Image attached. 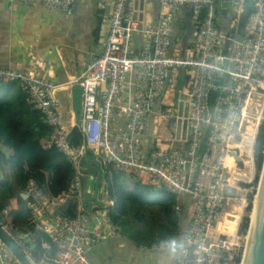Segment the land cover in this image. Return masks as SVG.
I'll return each mask as SVG.
<instances>
[{"label":"built area","instance_id":"1","mask_svg":"<svg viewBox=\"0 0 264 264\" xmlns=\"http://www.w3.org/2000/svg\"><path fill=\"white\" fill-rule=\"evenodd\" d=\"M12 1L39 3L68 14L74 0ZM153 1L160 6L155 24L149 19L148 3ZM249 1L252 7L239 32ZM106 2L102 0L99 7L104 8ZM222 2L113 0L102 51L71 85L83 91L81 124L74 128L82 137L80 145L71 142L72 130L63 121L56 97L65 88L33 69H0V85L18 84L30 109L49 127L43 144L55 147L70 163L72 178L66 196L80 200L77 215L62 218L48 210L49 198L33 182L28 183L24 193L30 211L27 221L47 235L50 244L43 248L50 249V255L33 256V234L26 228H13L12 209L0 212V228L32 264H92L87 248L121 236L120 226L109 215L112 202L106 200L105 190L101 193L104 201H99L102 208L92 202L89 210L84 209L82 171L87 149L101 167L112 166L141 185L188 198L190 221L177 247L176 264H235L240 260L239 219L222 231L219 225L230 195L241 183L254 180L253 145L264 120V0H231L229 28L218 30ZM183 8L192 10L193 41L181 59L172 49V37L175 16ZM179 71L188 76L184 88H178L175 81ZM129 73L134 74L130 83ZM223 78L226 82H220ZM211 91L215 92L212 105L208 103ZM156 102L161 107L157 133L148 129ZM179 212L176 206L175 213ZM43 218L51 223L46 230L38 226ZM169 243L142 249L158 250ZM0 264H21L1 238Z\"/></svg>","mask_w":264,"mask_h":264},{"label":"crops","instance_id":"2","mask_svg":"<svg viewBox=\"0 0 264 264\" xmlns=\"http://www.w3.org/2000/svg\"><path fill=\"white\" fill-rule=\"evenodd\" d=\"M101 1L74 0L71 12L65 14L48 10L39 3L27 5L18 1L0 0V69L12 71L33 69L38 75L52 80L61 88H70L75 81L82 77L93 56L102 51L113 0H107L104 8L99 7ZM216 1L220 2V0ZM148 7L149 19L154 23V12L156 9L158 12V4L149 2ZM228 16L222 17L220 12L218 24L223 29L229 28ZM175 22L178 32L176 35L173 34L175 39L172 40V49L179 58L185 57L192 47L193 33L186 42V46L183 47L181 41L185 36L187 26L186 16L182 10L176 14ZM138 45L139 38L136 36L135 51H137ZM133 78V73L127 74L129 83L133 81ZM175 81L178 88H184L188 82V76L184 71H179L175 75ZM18 87L11 86L4 91V94L9 101L14 102L15 109L18 106L20 109H24V103L25 106H28V102L24 96L21 97L22 91ZM19 97L21 100L18 99ZM56 97L65 125L69 130H74L76 124L74 115L70 107L68 108L66 105L65 95L58 91ZM172 97L174 98V94L171 95ZM160 111L161 107L156 102L154 112L149 118L148 129L150 131L157 133L156 117ZM29 121L32 122L33 119H29ZM204 133L206 134L205 130ZM149 146L150 144L147 145V148ZM2 148L3 146L0 145V152H2ZM7 153L11 156L9 149H7ZM89 163L83 165L84 169L88 167ZM4 175L5 178L11 179L9 168L2 167L0 164V179ZM100 187L101 192L98 199L104 201L103 195H101L105 190L104 182L100 183ZM161 190L157 189V192ZM83 191H85V180ZM176 196L178 200L176 206L180 208V212L175 215H179L181 224V233L176 238L178 239L184 234L182 227L186 226V231L189 226L192 208L187 197ZM67 200L68 197L63 194L57 204L64 205ZM78 201L80 204L79 199ZM7 204L8 209L16 210L18 208V201L15 197H12ZM56 207V204L51 202L48 205V210L54 211ZM184 212L187 215L186 221H183ZM38 226L46 230L51 226V223L43 218L38 221ZM176 239L170 240L169 245ZM168 246L158 250H144L121 235L87 248L86 254L92 264H176L178 245L173 247L172 251H169Z\"/></svg>","mask_w":264,"mask_h":264},{"label":"trees","instance_id":"3","mask_svg":"<svg viewBox=\"0 0 264 264\" xmlns=\"http://www.w3.org/2000/svg\"><path fill=\"white\" fill-rule=\"evenodd\" d=\"M222 29L218 24V30ZM220 82H226V78ZM11 86L19 85H0V145L11 151L8 158L0 152V164L11 172V179L5 178V175L0 179V211L8 207L7 203L12 197L17 198L18 208L9 211L13 228H26L33 234V256L50 255V249L43 248V245L50 244L49 239L34 224L28 223V200H23L21 195L25 193L28 183L33 182L49 198L50 203L56 204L54 214L62 218L77 215L78 198L68 195L64 205L57 204L60 196L68 192L72 178L71 165L55 147L43 144L49 127L44 124L40 114L32 111L29 105L25 106V103L24 109L19 106L15 109L14 102L5 96L4 91ZM21 94V97L26 98L23 92ZM21 97L18 99L21 100ZM70 140L74 145L82 144V137L77 130H72ZM253 150L259 173L264 161V120ZM87 155L86 152L83 165L88 164ZM101 168L106 200L112 202L108 207L109 215L120 226L123 237L137 246L150 248L163 245L180 235V218L174 212V207L178 205L175 194L166 189L157 192L152 187L141 185L132 176H123L112 166ZM247 226L248 220L244 226L245 233ZM239 261L237 259L235 264H239Z\"/></svg>","mask_w":264,"mask_h":264},{"label":"water","instance_id":"4","mask_svg":"<svg viewBox=\"0 0 264 264\" xmlns=\"http://www.w3.org/2000/svg\"><path fill=\"white\" fill-rule=\"evenodd\" d=\"M221 3V16L227 17L228 11L232 5L231 0H222ZM154 4H158V12L160 9L159 3L157 1H153ZM252 7V2H248L247 11L241 16L240 24H239V32L244 27L247 16L249 14V9ZM183 13L186 16V33L183 37L181 44L183 47L186 46V42L188 41L189 37L193 33V25L190 22V17L192 15V10L188 8L182 9ZM157 9L154 12V20L156 22ZM154 22V24H155ZM178 32L176 22H174V35ZM175 39L174 36L172 40ZM181 59L183 57H180ZM62 93L66 97V105L68 108L70 107L71 111L73 112L75 123L80 125V111H81V101H82V88L79 85L71 86L70 91L67 89L62 90ZM215 99V92L211 91L208 96V103L210 105L213 104ZM2 153H4L7 157L9 156L7 153V148H2ZM87 153L92 156V160L90 161L88 167L82 171L85 175V191L83 195V199L86 202L84 205L85 210H89L91 207V203L95 202L97 207L102 208L103 203L99 202L98 200V191L103 175V171L101 168L100 162L95 158L94 153L92 150L87 149ZM148 152L145 153V159L147 158ZM259 187H260V196L258 200L257 208L253 206L252 214L256 210L254 221H250L248 236H250L248 252L246 256L245 264H264V161L261 170V177H260ZM258 187V188H259ZM21 198L27 200V196L25 194L21 195ZM186 212L183 214V221L187 220ZM185 227H182V231L185 232ZM0 238L2 241L7 245L9 250L13 253V255L18 259L21 264H32L29 259L24 255L22 250L17 246V244L0 228ZM182 236H180L176 241H180ZM173 247L176 245L174 243L170 244ZM169 245V246H170ZM168 246V245H167ZM168 246V247H169Z\"/></svg>","mask_w":264,"mask_h":264},{"label":"rangeland","instance_id":"5","mask_svg":"<svg viewBox=\"0 0 264 264\" xmlns=\"http://www.w3.org/2000/svg\"><path fill=\"white\" fill-rule=\"evenodd\" d=\"M253 155L255 160L254 180L251 184L241 183L240 186H238V188L234 190V192L230 195V201L225 206L224 209L225 216L221 220L219 225V231H222L221 228L223 226L229 225L233 227L237 222V220L239 219V227H238L239 245L243 246V250L241 249L242 251L239 253L240 263L244 252V246L249 231L250 221L252 219L251 215L253 210V204L255 201L254 198H257V193H258L257 190L259 187V182L261 177V172L258 173L257 171V158L255 157L254 150H253ZM87 159L88 162H90L92 160V156L88 154ZM247 171L249 170L247 169ZM252 187L254 190H252ZM240 212H243L241 217H240ZM247 220H248V226L245 233L244 226L246 225Z\"/></svg>","mask_w":264,"mask_h":264},{"label":"bare ground","instance_id":"6","mask_svg":"<svg viewBox=\"0 0 264 264\" xmlns=\"http://www.w3.org/2000/svg\"><path fill=\"white\" fill-rule=\"evenodd\" d=\"M260 187H261V185H260ZM260 187L257 190V192H258L257 193V198H254L255 201H254L253 206H255V209L257 208V205H258V200H259V196H260ZM255 213H256V210L251 215L252 221H254ZM249 241H250V236L247 235V237H246V243H245V246H244V252H243L242 260H241V263L240 264H245L246 256H247V252H248Z\"/></svg>","mask_w":264,"mask_h":264},{"label":"clouds","instance_id":"7","mask_svg":"<svg viewBox=\"0 0 264 264\" xmlns=\"http://www.w3.org/2000/svg\"><path fill=\"white\" fill-rule=\"evenodd\" d=\"M174 244H175V245H178V244H179V241H175ZM172 250H173V246L170 245V246H169V251H172Z\"/></svg>","mask_w":264,"mask_h":264}]
</instances>
